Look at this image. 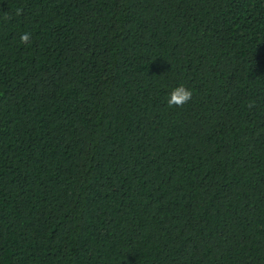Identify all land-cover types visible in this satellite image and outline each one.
<instances>
[{
    "label": "trees",
    "instance_id": "obj_1",
    "mask_svg": "<svg viewBox=\"0 0 264 264\" xmlns=\"http://www.w3.org/2000/svg\"><path fill=\"white\" fill-rule=\"evenodd\" d=\"M0 264H264V0H0Z\"/></svg>",
    "mask_w": 264,
    "mask_h": 264
},
{
    "label": "clouds",
    "instance_id": "obj_2",
    "mask_svg": "<svg viewBox=\"0 0 264 264\" xmlns=\"http://www.w3.org/2000/svg\"><path fill=\"white\" fill-rule=\"evenodd\" d=\"M20 40L22 43L27 45L31 40V33L25 32L21 34ZM192 90L187 88L185 85L180 84L173 88L169 93L167 104L169 107H183L192 99Z\"/></svg>",
    "mask_w": 264,
    "mask_h": 264
}]
</instances>
